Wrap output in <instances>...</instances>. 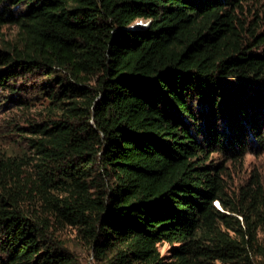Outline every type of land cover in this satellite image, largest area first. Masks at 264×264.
Segmentation results:
<instances>
[{
    "label": "trees",
    "instance_id": "16d2710c",
    "mask_svg": "<svg viewBox=\"0 0 264 264\" xmlns=\"http://www.w3.org/2000/svg\"><path fill=\"white\" fill-rule=\"evenodd\" d=\"M256 3L0 0V103L35 74L57 83L55 117L28 138L36 180L0 158V264H80L50 219L78 227L101 264L264 257L262 185L232 199L223 179L225 161L264 154Z\"/></svg>",
    "mask_w": 264,
    "mask_h": 264
},
{
    "label": "rangeland",
    "instance_id": "374dc122",
    "mask_svg": "<svg viewBox=\"0 0 264 264\" xmlns=\"http://www.w3.org/2000/svg\"><path fill=\"white\" fill-rule=\"evenodd\" d=\"M256 8L261 12L259 16L264 24V0H257ZM138 23L143 24L140 21ZM2 32L7 39H11L14 37L15 28L6 27L2 29ZM46 83H49L47 87H45ZM90 84L87 83L85 86L90 87ZM18 85L20 87L19 97L12 102L0 103V158H14L19 167L20 183L23 184L28 180L29 186L31 181L34 182L37 178L35 175L36 165L40 160L34 150L29 147L28 138L31 137L30 131L33 124L43 123L55 117L47 94L56 89L57 83L50 79L47 80L44 75L38 73ZM46 90L47 93H45ZM18 101L21 103H17ZM224 164L223 179L226 192L232 199L237 198L240 187L250 181L252 177L256 178L264 189V154L245 153L239 162L227 160ZM13 173H16V170H13ZM60 193V190H51V194L54 196H59ZM215 205L219 206L217 202ZM37 209L42 211L43 207L39 206ZM49 230L74 254L80 264H101L94 255L89 241L78 227L60 224L50 219ZM159 249L161 254L166 255L169 246L162 244ZM256 262V264H264V257L258 256Z\"/></svg>",
    "mask_w": 264,
    "mask_h": 264
},
{
    "label": "water",
    "instance_id": "95a60500",
    "mask_svg": "<svg viewBox=\"0 0 264 264\" xmlns=\"http://www.w3.org/2000/svg\"><path fill=\"white\" fill-rule=\"evenodd\" d=\"M136 25H137V26H141V24H139V23H138V24H136Z\"/></svg>",
    "mask_w": 264,
    "mask_h": 264
}]
</instances>
